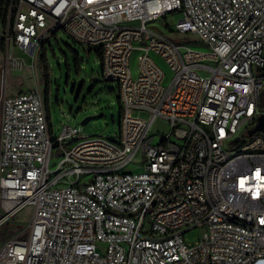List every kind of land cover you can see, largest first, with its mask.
<instances>
[{"label":"built area","instance_id":"built-area-1","mask_svg":"<svg viewBox=\"0 0 264 264\" xmlns=\"http://www.w3.org/2000/svg\"><path fill=\"white\" fill-rule=\"evenodd\" d=\"M175 14L173 32L204 50L151 25ZM60 30L101 53L120 129L54 138L50 96L48 110L44 91L4 87L0 228L31 215L0 264H264V132L249 135L264 116V0H10L4 73L46 55Z\"/></svg>","mask_w":264,"mask_h":264},{"label":"rangeland","instance_id":"rangeland-1","mask_svg":"<svg viewBox=\"0 0 264 264\" xmlns=\"http://www.w3.org/2000/svg\"><path fill=\"white\" fill-rule=\"evenodd\" d=\"M181 17V14L169 15L166 19H160L151 25L181 44L204 50L196 35L173 32ZM43 54L38 61H27L22 71L8 72L6 75L4 73L6 50L2 49L0 40V95L4 87L8 95L30 90L44 91L46 96H50L54 138L61 135L64 126L76 127L79 134L85 137L115 138L121 122L118 86L116 83L102 80V61L96 52L94 50L91 52L88 47L76 43L60 30L57 36L50 40L46 55ZM155 59L165 72L168 84L172 77L170 68L159 58ZM137 65L135 56L134 74L137 73ZM202 74L207 76L205 73ZM98 115H102V118L82 125L86 118ZM137 117L147 119L148 115L139 113ZM155 129L168 132L166 122L161 120L155 123L153 130ZM158 142L157 137L156 143ZM30 215L31 209L26 208L0 228V249L11 239L27 237L26 227ZM202 235L203 230L196 229L186 234V237L190 242H195Z\"/></svg>","mask_w":264,"mask_h":264},{"label":"water","instance_id":"water-1","mask_svg":"<svg viewBox=\"0 0 264 264\" xmlns=\"http://www.w3.org/2000/svg\"><path fill=\"white\" fill-rule=\"evenodd\" d=\"M101 118H102V115L86 118L82 122V125H87L90 121L95 120V119H101ZM257 132H264V116L259 118L257 127L255 129L251 130L249 132V135L251 136V135H253V134L257 133Z\"/></svg>","mask_w":264,"mask_h":264},{"label":"trees","instance_id":"trees-1","mask_svg":"<svg viewBox=\"0 0 264 264\" xmlns=\"http://www.w3.org/2000/svg\"><path fill=\"white\" fill-rule=\"evenodd\" d=\"M10 4V0H0V23L1 22H5V14H6V10L8 8ZM2 49L5 50L4 45L2 44ZM97 55L100 57L101 59V53L97 52ZM45 56V55H43ZM47 108L49 110V97L47 96Z\"/></svg>","mask_w":264,"mask_h":264}]
</instances>
